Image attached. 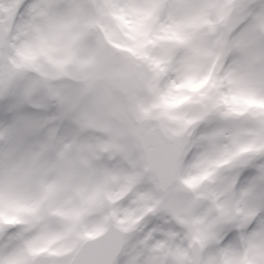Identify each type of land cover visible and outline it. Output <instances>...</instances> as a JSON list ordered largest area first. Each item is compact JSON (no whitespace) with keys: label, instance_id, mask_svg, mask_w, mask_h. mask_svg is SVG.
<instances>
[{"label":"clouds","instance_id":"1","mask_svg":"<svg viewBox=\"0 0 264 264\" xmlns=\"http://www.w3.org/2000/svg\"><path fill=\"white\" fill-rule=\"evenodd\" d=\"M128 32L119 78L39 33L0 48V264H264V109L233 100L264 0H159Z\"/></svg>","mask_w":264,"mask_h":264},{"label":"snow or ice","instance_id":"2","mask_svg":"<svg viewBox=\"0 0 264 264\" xmlns=\"http://www.w3.org/2000/svg\"><path fill=\"white\" fill-rule=\"evenodd\" d=\"M158 6L159 0H0V48L9 45L13 36L39 33L42 50L59 48L71 59L86 48L90 63L119 78L127 72L124 57L143 55L122 37L130 34L128 29L145 28ZM237 89L233 100L244 106L243 111L264 109V78L242 77ZM13 211L12 205L0 204V229ZM47 251V247L33 248L35 255Z\"/></svg>","mask_w":264,"mask_h":264}]
</instances>
